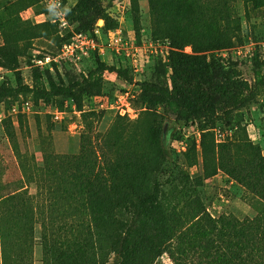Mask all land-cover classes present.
I'll return each mask as SVG.
<instances>
[{
  "label": "rangeland",
  "instance_id": "374dc122",
  "mask_svg": "<svg viewBox=\"0 0 264 264\" xmlns=\"http://www.w3.org/2000/svg\"><path fill=\"white\" fill-rule=\"evenodd\" d=\"M57 1L66 11L78 3V0ZM210 1L223 8L210 13L203 0H183L182 15V9H176L175 5V9L169 11V24L165 25L156 22L148 0H128L125 11L119 6V0H103L111 15L124 13L125 19L122 23L114 19L117 28L111 31L104 28L103 20L98 22L93 34H85L95 38L97 44L105 48V53L101 55L89 49L86 56L74 61L63 59V48L78 33L77 25L70 23L71 27L61 29L54 22L55 15L48 0H0V46L6 45L16 58L10 67L0 66V89L16 86L17 74L26 85L33 86L32 65L40 66L42 71L49 69L52 74L57 70L68 82L82 81L95 69L96 57L108 65L125 63L117 52L115 39L118 36L127 48L134 43L153 41L155 46L159 44L171 54L177 49L167 36H174L179 29L183 31V42L188 44L182 52L207 57L208 63L236 64L243 77L253 83L254 63L264 62V0ZM197 17L201 18V24H212L214 19L215 27L223 26L222 20H227L231 33L224 40L229 42L227 39L235 37L232 43L220 49L214 47L212 29L200 30L189 22ZM152 63L139 80L158 81L165 65L159 50ZM218 79L219 75L210 71L205 83ZM136 84H127L116 73L106 72L100 93L87 98L85 92H78L81 108L77 101L47 103L37 100L32 93L6 98L0 103V200L23 188H29L31 194L36 195L33 264H43L39 238L41 187L35 171L42 164L45 152L78 154L82 138L87 134L93 136L97 148L110 160L117 155L122 165L134 167L125 171L124 184L133 182L141 186L139 194L125 190L121 193L123 211L127 208L130 211L124 213L125 222L131 215L137 222L132 224L129 220L124 225L122 257L111 254L106 259L107 264H144L143 251L146 254L147 244L135 246L142 231L148 229L153 233L166 228L176 234L183 231L193 220V214L200 210L217 220L221 216L253 219L261 212L262 201L248 188L221 170L215 174L219 163L215 152L219 146L228 145L231 154L247 157L252 154L250 144H254L264 156V90L256 104L238 112L233 120L219 122L215 129L203 131L199 122L185 126L176 124L175 118L162 105L145 96ZM26 101L32 108L22 112ZM127 106L131 108L130 113L122 115V109ZM56 108L64 112L63 120H56L47 113ZM118 136L121 138L119 149L110 153L106 139ZM146 197L152 204L145 202ZM149 214L151 219L144 217ZM162 247V257L153 264H174L168 248ZM132 249L138 254L135 261L129 257ZM101 263L97 250L87 264Z\"/></svg>",
  "mask_w": 264,
  "mask_h": 264
},
{
  "label": "trees",
  "instance_id": "16d2710c",
  "mask_svg": "<svg viewBox=\"0 0 264 264\" xmlns=\"http://www.w3.org/2000/svg\"><path fill=\"white\" fill-rule=\"evenodd\" d=\"M148 1L158 24H169V11L174 10L175 5L176 9H182L181 15L183 13V0ZM203 1L210 13L223 8L210 0ZM177 16L180 17L178 11ZM67 17L70 23L77 25L78 33L93 34L100 20L104 21L106 30L117 28L103 0H78L75 8L67 10ZM222 21L223 26L215 27L214 19L212 24H201L200 17L189 19L200 30L212 29L216 40L214 47L218 49L235 38L227 39L229 42L224 40L231 30L227 20ZM182 34L179 29L174 36H167L177 50L169 54L170 61L164 65L158 81L137 82L145 96L162 105L175 118L176 124L185 126L199 122L203 131L215 129L219 122H230L238 112L257 103L264 90V62L254 63V82L250 83L236 64L208 63L207 57L182 52L188 45L183 42ZM9 51L6 45L0 46V66L10 67L16 62ZM32 70L33 86L26 85L17 74L16 86L7 85L0 89V103L6 98L32 93L37 100L47 103L77 101L81 108L78 92H85L87 98L100 93L106 72L116 73L127 84L135 83L126 60L125 63L108 65L96 57L95 69L82 81L66 82L57 70L52 74L49 69L42 71L40 66L32 65ZM210 71L216 72L219 79L208 84L205 77ZM90 126L93 130V123ZM120 140L119 136L117 139L107 137L110 153L118 151ZM249 147L252 154L244 157L231 154L228 145L219 146L215 152L219 160L215 174L221 170L248 188L262 201L261 212L253 219L236 220L221 216L217 220L200 210L193 214L190 224L176 234L166 228L153 233L145 229L135 242V246L147 244L146 254L143 251L146 256L144 264L159 260L162 246L168 248L174 264H264V156L254 144ZM127 170H134V167L122 165L117 155L110 160L89 134L83 136L78 154L44 153L42 164L35 171L37 184L41 187L39 238L43 264H87L97 250L102 257L101 264H107L106 259L111 254L122 257V229L129 220L132 224L137 220L131 215L125 222L124 213L130 211L128 208L123 211L121 193L125 190L139 194L141 189L136 183L122 182ZM149 201L150 198L146 197L145 202ZM36 210L37 197L29 188L1 198L0 264H33ZM144 217L151 219V214ZM131 253L130 259L135 261L137 251L132 249Z\"/></svg>",
  "mask_w": 264,
  "mask_h": 264
},
{
  "label": "built area",
  "instance_id": "2783aa9c",
  "mask_svg": "<svg viewBox=\"0 0 264 264\" xmlns=\"http://www.w3.org/2000/svg\"><path fill=\"white\" fill-rule=\"evenodd\" d=\"M127 1L128 0H119L118 3L119 6H121V9H123L124 11L127 9ZM48 2L51 11L54 12L55 15L54 22H56L61 29L71 27V24L67 17V11L66 9L62 8L61 2L57 0H48ZM111 17L116 21H119L120 23H122L125 19L124 13H121L120 15L117 14L116 16L112 14ZM100 22H102V20H100L99 23ZM115 41L117 43L116 47L118 54L125 58L127 65L133 71L135 77V84L141 81L139 80V77L143 76L146 68L152 63L155 52L157 53L158 50L160 51L161 56L163 57V62L165 65L168 64L170 61L169 53L159 44L155 46L156 44L153 41H142L141 45L134 43L130 48L124 46V44L122 43V38L120 36H118ZM146 43H149L148 46ZM89 49L97 50L101 55L105 53V48L98 45L95 41V38L85 33H77L75 34L73 41L64 45L63 59L74 61L80 60L82 57L88 54ZM42 64L43 62H41V65ZM170 75L171 72H168L167 77L169 79ZM169 84L171 86L170 80ZM31 108L32 104L29 101H26L25 104L22 106V112H25L26 110H31ZM14 110L16 111L15 107ZM130 111L131 108L127 106L126 109H122L121 114L126 115L127 113H130ZM47 113L51 114L56 120H63L65 117L64 112L57 108L52 111L48 110Z\"/></svg>",
  "mask_w": 264,
  "mask_h": 264
}]
</instances>
